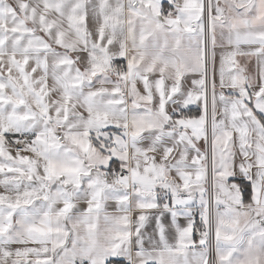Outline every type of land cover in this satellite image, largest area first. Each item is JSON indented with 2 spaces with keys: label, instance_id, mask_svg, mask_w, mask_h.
I'll return each instance as SVG.
<instances>
[{
  "label": "snow or ice",
  "instance_id": "obj_1",
  "mask_svg": "<svg viewBox=\"0 0 264 264\" xmlns=\"http://www.w3.org/2000/svg\"><path fill=\"white\" fill-rule=\"evenodd\" d=\"M0 264H264V0H0Z\"/></svg>",
  "mask_w": 264,
  "mask_h": 264
}]
</instances>
